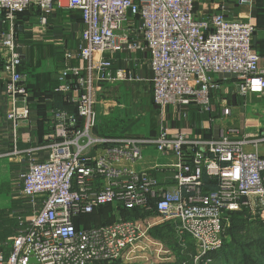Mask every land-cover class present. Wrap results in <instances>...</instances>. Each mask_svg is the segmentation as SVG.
I'll list each match as a JSON object with an SVG mask.
<instances>
[{"label":"built area","instance_id":"built-area-1","mask_svg":"<svg viewBox=\"0 0 264 264\" xmlns=\"http://www.w3.org/2000/svg\"><path fill=\"white\" fill-rule=\"evenodd\" d=\"M57 1L0 0L5 91L23 102L7 114L15 137L18 123L30 114L27 79L18 69L22 56L16 49L15 19L34 7L45 25ZM66 1L71 11L79 13L82 28L76 53H64L77 62L65 61L58 69L60 83L55 90L71 92L67 102L75 111L53 109L56 121L44 145L46 156L29 158L19 174L21 195L30 211L21 219L20 229L0 247V264L171 262L167 246L150 234L159 222L170 223L180 251L187 250V240L192 243L193 252L186 253L189 264H209L206 254L223 244L224 215L248 210L260 213L256 219L264 223V155L244 148L264 144V127L248 131L229 125L220 137L204 138L192 125L159 124L154 138L96 136L92 134L94 83L127 76L114 66L116 52H143L151 73L152 103L158 111L168 105H194L209 114L214 101H219L225 113L226 100L219 96L221 79L216 76L233 80L235 90L230 93L242 97L264 93V68L253 48L255 21L221 11L199 16L195 0ZM98 143L107 144L103 155L90 156L87 149ZM140 143L176 157L172 180L182 194L171 195L149 171L113 165L121 159H139ZM203 172L214 181L213 189H204ZM102 205L155 216L75 226L74 218ZM29 258L36 262L29 263Z\"/></svg>","mask_w":264,"mask_h":264},{"label":"crops","instance_id":"crops-1","mask_svg":"<svg viewBox=\"0 0 264 264\" xmlns=\"http://www.w3.org/2000/svg\"><path fill=\"white\" fill-rule=\"evenodd\" d=\"M194 10L199 16L221 11L228 17L244 21L251 18L252 21H257L253 48L258 54L259 66L264 68V0H251L250 4L239 3V0H195ZM39 17L40 10L31 7L17 14L15 19L16 49L22 56L18 69L27 79V100L30 108L27 119L18 123L16 137L12 120L7 118V114L14 107H21L23 102L14 100L6 93L5 75L0 64V245H4L6 240L20 229L21 219L30 211L26 199L21 195L19 174L26 168L29 158L41 160L46 156L47 149L44 145L50 141L53 134L52 125L56 121L53 114V98H46L41 102L34 96L31 98L32 93L29 90H53L56 92L54 95H59L62 101H68L71 92L55 90L60 83L58 68L65 61L69 64L77 62L75 58L67 59L64 53L77 51L82 28L79 13L71 11L66 0H58L54 4L53 12L47 15L45 25L39 22ZM3 28L0 13V40ZM147 58V54L143 52L118 51L114 54L115 68L124 69L127 76L123 79L94 83L93 110L96 123L92 128L93 135L154 138L159 124L175 127L192 125L194 129L199 124L204 133L198 131L197 134L204 138H218L229 125L240 130L245 127L248 131L264 127V93L249 94L245 97L237 93L225 94L226 91L235 90V85L233 87L232 79L219 76H216L221 79L219 96L225 98L224 106L227 112H223L219 101H214V109L209 114L200 113L194 105H168L158 111L152 103L149 82L151 73ZM1 62L3 63L2 59ZM50 105L54 108H47ZM68 106L71 107L70 104ZM70 107L62 110L74 112ZM106 146L107 144L98 143L87 149V153L100 157ZM30 148L32 150H29ZM139 148L141 156L136 161L121 159L113 161V165L133 171H149L171 195L176 197L179 192L182 194L172 180L176 157L171 153L157 151L150 143H140ZM244 148L246 151H257L264 155V144L246 145ZM203 183L206 187L205 182ZM136 215L137 213L131 210L129 217ZM148 216L147 219L155 215ZM143 217L145 216H142L141 221ZM163 223L159 222L156 226Z\"/></svg>","mask_w":264,"mask_h":264},{"label":"trees","instance_id":"trees-1","mask_svg":"<svg viewBox=\"0 0 264 264\" xmlns=\"http://www.w3.org/2000/svg\"><path fill=\"white\" fill-rule=\"evenodd\" d=\"M20 14V13H19ZM80 17V15H79ZM257 20V19H256ZM81 22V18H80ZM257 26V21H255V27ZM0 64L2 67V62L0 60ZM60 67V66H59ZM27 87V85H26ZM29 90V87H28ZM31 91L33 96L42 102V100L46 98H53L54 107L60 109H69L68 106L70 103L62 101L59 95H54L56 92L53 90L47 91H36L34 89ZM71 105V104H70ZM52 105L47 108H54ZM71 110H75V107L71 105ZM45 109V108H43ZM195 132H203V129L198 124L195 129ZM204 135V134H203ZM202 180L205 182L206 187L205 190H211L215 187V183L212 179L208 178V176L203 172ZM118 208L121 211V215L130 216L131 210L123 209L121 207H114L112 205H102L95 209L94 212L90 214L81 215L77 218H74V223L76 227H79L80 224L84 223L85 226H93V225H103L107 223H111L113 221V214L109 215L110 212ZM135 211L137 215L141 214L140 211L136 209H132ZM106 212V217L101 216L102 213ZM147 213H142V216L148 215ZM233 218L230 220V227L228 229V234L230 239L228 241L223 242L221 248L210 251L206 255L207 257H212L216 260L214 264H264V223L259 220H250L246 216V210L232 212ZM132 217V216H131ZM107 219V220H106ZM239 219V220H238ZM106 220V221H105ZM92 223V225H91ZM151 235L155 238L160 239L165 242L167 246H175L177 259L173 263H160V264H181L182 261H185L187 264L190 263V259L187 255H183L180 253L179 246L177 242L174 241L173 230L169 222H164L159 226H155L151 231ZM189 249H193L192 243L188 240ZM96 264H122L119 261L112 262H97Z\"/></svg>","mask_w":264,"mask_h":264},{"label":"rangeland","instance_id":"rangeland-1","mask_svg":"<svg viewBox=\"0 0 264 264\" xmlns=\"http://www.w3.org/2000/svg\"><path fill=\"white\" fill-rule=\"evenodd\" d=\"M1 56H2V54L0 53V60H1ZM62 66V65H61ZM59 67L58 69L60 70L62 67ZM58 70V71H59ZM220 76H222V77H225L226 75H220ZM228 93H230V91H228L227 93H225V94H228ZM16 180V179H15ZM114 207H117V206H114ZM118 207H120V206H118ZM122 208V207H121ZM250 212L247 210L246 211V216H247V218L248 219H250V220H258L259 219V214L260 213H255V214H249ZM110 214H113V221H117V220H121V219H134V220H137V221H141L142 220V213L140 214V213H138L139 214V216H132V217H129V216H124V215H121V211H119L118 210V208L115 210L114 208H113V210L110 212V210H109V215ZM102 217L103 216H105L106 217V212L105 213H102V215H101ZM254 217V218H253ZM224 218H226V219H224V221H223V225H222V237H223V242H225V241H228L229 239H230V236H229V234H228V229H229V227L231 226L230 225V220L233 218V215H231V213H229V214H226V215H224ZM256 218H258V219H256ZM107 220V219H106ZM105 220V221H106ZM239 220V219H238ZM112 221V222H113ZM260 221V220H259ZM263 223V222H262ZM82 224H84V223H82ZM91 225H92V223H91ZM156 226V225H155ZM154 226V227H155ZM153 227V228H154ZM153 228H151V230L153 229ZM150 230V231H151ZM150 234H151V232H150ZM156 239H158V238H156ZM186 239H188L187 237H186ZM158 240H160V239H158ZM161 241V240H160ZM174 241L176 242V240L174 239ZM188 241V240H187ZM161 242H163V241H161ZM165 243V242H164ZM223 245V244H222ZM1 247H3V245L1 244L0 245ZM222 247V246H221ZM167 248L169 249V255H170V260H172L171 262H167V263H173V262H175L176 261V259H177V254H176V250H175V246H167ZM187 251L189 252V253H192L193 252V249H189V247H188V249L187 250H185V251H180V253L181 254H185L186 255V253H187ZM208 258H211L210 259V261H209V264H214V262H216V260L215 259H213L212 257H208ZM163 263H166V262H163ZM159 264V263H158Z\"/></svg>","mask_w":264,"mask_h":264},{"label":"water","instance_id":"water-1","mask_svg":"<svg viewBox=\"0 0 264 264\" xmlns=\"http://www.w3.org/2000/svg\"><path fill=\"white\" fill-rule=\"evenodd\" d=\"M255 31H253V40H254V35H255V33H254ZM35 263L36 262V260L34 259V258H29V263Z\"/></svg>","mask_w":264,"mask_h":264}]
</instances>
